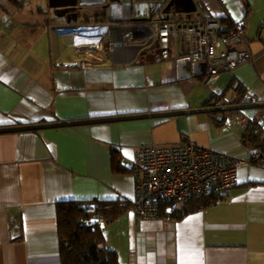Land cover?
<instances>
[{
    "label": "crops",
    "instance_id": "1",
    "mask_svg": "<svg viewBox=\"0 0 264 264\" xmlns=\"http://www.w3.org/2000/svg\"><path fill=\"white\" fill-rule=\"evenodd\" d=\"M14 1L0 0V129L241 104L246 96L264 102V0H191L195 9L188 13L175 6L163 13L169 0H130L139 18L212 17L224 20L222 31L245 26L242 40L222 46L250 51L252 62L217 75L211 86L207 75L178 80L179 59L157 63L141 57V47L123 45L127 34L149 35L142 27L148 22L127 25L135 29L124 34L114 28L126 25L106 18L67 20L65 1L50 7L46 0L47 10L38 11L46 23L31 24L19 20ZM249 110L215 114L216 121L197 114L0 132V264H61L57 203L131 205V166L141 148L193 142L247 159L254 149L243 146L241 133L264 124V108ZM114 149L124 172L112 170ZM223 195L177 221L141 219L127 210L103 224L104 245L118 264H264V169L238 170Z\"/></svg>",
    "mask_w": 264,
    "mask_h": 264
},
{
    "label": "built area",
    "instance_id": "2",
    "mask_svg": "<svg viewBox=\"0 0 264 264\" xmlns=\"http://www.w3.org/2000/svg\"><path fill=\"white\" fill-rule=\"evenodd\" d=\"M223 20L202 18L188 22H149V35L140 40L123 36V45L141 47V57L149 56L154 62H166L186 58L195 64L206 66L208 86L217 75L232 71L252 62L250 51L225 49L223 43L243 39L245 26L232 23L222 31ZM78 68L90 64L78 63ZM243 102L254 104L256 100L246 96ZM246 167L264 169V146L251 151L245 160L237 159L193 142L169 147H144L132 162L134 174V199L128 211L137 218L158 219L159 204L184 203L208 194H223L236 184L238 170ZM221 200H218V203ZM97 226L103 218L97 216ZM92 227V222H86Z\"/></svg>",
    "mask_w": 264,
    "mask_h": 264
},
{
    "label": "trees",
    "instance_id": "3",
    "mask_svg": "<svg viewBox=\"0 0 264 264\" xmlns=\"http://www.w3.org/2000/svg\"><path fill=\"white\" fill-rule=\"evenodd\" d=\"M14 3L18 5L17 1ZM210 103L208 101L206 106H210ZM210 117L216 121L215 114H210ZM241 142L249 149L262 148L264 146V124H250L242 131ZM111 163L114 172H124L115 149L112 150ZM223 197V194H208L184 203L162 202L159 204V218L181 220L189 214L211 208L218 203V200L222 201ZM129 208L130 203L126 201L93 200L57 203L61 264H118L116 253L105 247L102 227L97 226L95 218L102 217L105 225L127 212ZM88 221L92 222V227H87L86 222Z\"/></svg>",
    "mask_w": 264,
    "mask_h": 264
},
{
    "label": "water",
    "instance_id": "4",
    "mask_svg": "<svg viewBox=\"0 0 264 264\" xmlns=\"http://www.w3.org/2000/svg\"><path fill=\"white\" fill-rule=\"evenodd\" d=\"M65 1L67 7L77 8L79 11H83L84 18L95 17L99 19L108 20V22L117 25H126V27H116L117 29L124 34L132 32L135 27H128L127 25H132L135 23H149L151 22V16L146 18H139L133 16V3L130 0H62ZM54 0H48L50 7H55L53 4ZM177 4H184L189 8L180 10L176 8ZM172 6H175L176 13H188L194 11V5L191 0H169L166 6L164 7L163 13L169 11ZM129 10L127 13L126 10ZM101 10L102 13H97L95 11ZM77 14H75L74 19H77ZM69 18L67 17V20ZM102 19V20H103ZM151 33L149 27L142 26ZM206 75V66L204 64H195L191 63L189 59L182 58L177 61V79L183 80L190 78L191 76L199 77ZM264 108L263 103H254L247 104L242 101L241 104H226V105H214L211 107H205L200 109H185V110H176V111H167V112H158L151 114H142L135 116H120V117H111V118H98V119H89V120H80V121H71V122H56L48 124H36V125H26L20 127L12 128H3L0 129V132H23V131H33L46 128H61V127H73L78 125L85 124H96V123H105V122H114L120 120H131V119H141V118H165V117H177V116H186V115H197V114H220L228 112H238L249 109H260Z\"/></svg>",
    "mask_w": 264,
    "mask_h": 264
},
{
    "label": "rangeland",
    "instance_id": "5",
    "mask_svg": "<svg viewBox=\"0 0 264 264\" xmlns=\"http://www.w3.org/2000/svg\"><path fill=\"white\" fill-rule=\"evenodd\" d=\"M18 5L20 6V9L22 10L21 14H20V18L19 20L23 17V19H21V21H26L27 23H31V24H44L46 23V18L45 15H42L41 13H39L38 11H40V9H43L41 11H46V6H45V2L46 0H17ZM29 11H34V16L31 17V14L29 13ZM36 12V13H35ZM104 46L107 47L108 45V38L104 39ZM253 110H246L245 112H252Z\"/></svg>",
    "mask_w": 264,
    "mask_h": 264
},
{
    "label": "flooded vegetation",
    "instance_id": "6",
    "mask_svg": "<svg viewBox=\"0 0 264 264\" xmlns=\"http://www.w3.org/2000/svg\"><path fill=\"white\" fill-rule=\"evenodd\" d=\"M68 10H70V11H68V14H67L68 18H74L75 14H77L76 16H77V19H78L80 16L83 15V11H79V10H77V8L73 9V7H68ZM95 12L102 13L101 10H97Z\"/></svg>",
    "mask_w": 264,
    "mask_h": 264
}]
</instances>
